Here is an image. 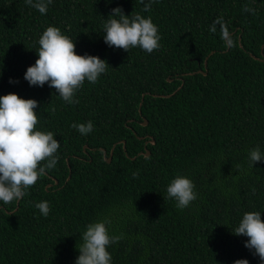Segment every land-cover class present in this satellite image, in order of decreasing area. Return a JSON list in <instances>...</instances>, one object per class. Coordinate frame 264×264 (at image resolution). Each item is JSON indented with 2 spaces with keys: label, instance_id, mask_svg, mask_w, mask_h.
I'll return each mask as SVG.
<instances>
[{
  "label": "trees",
  "instance_id": "16d2710c",
  "mask_svg": "<svg viewBox=\"0 0 264 264\" xmlns=\"http://www.w3.org/2000/svg\"><path fill=\"white\" fill-rule=\"evenodd\" d=\"M117 7L151 17L160 47L108 46L103 24ZM49 25L109 64L71 104L24 79ZM9 92L38 101L36 128L60 147L19 201L0 204V264H74L86 225L105 216L120 237L112 264H260L231 229L246 211L264 219V162H248L251 148L264 151V0H52L45 14L0 0V95ZM89 120L86 135L72 127ZM177 174L197 192L184 209L166 194Z\"/></svg>",
  "mask_w": 264,
  "mask_h": 264
},
{
  "label": "clouds",
  "instance_id": "9594fccd",
  "mask_svg": "<svg viewBox=\"0 0 264 264\" xmlns=\"http://www.w3.org/2000/svg\"><path fill=\"white\" fill-rule=\"evenodd\" d=\"M25 3L45 14L52 0H25ZM108 17L103 24L102 34L108 46L125 51L138 46L148 53L160 47L158 26L151 17L126 15L119 7L114 8ZM226 36L228 38V34ZM38 45V50H35L38 58L27 67L24 79L30 86H44L47 83L69 104L75 102V93L85 80L95 83L109 65L97 55L78 54L75 51V40L54 25L42 31ZM37 106L36 99L24 98L15 92L0 95V204L19 201L24 191L38 177H42L46 169H52L57 163L60 142L52 131L36 128ZM72 127L86 135L92 131L93 123L89 120L73 124ZM101 149L106 152L105 148ZM113 150L108 158H112ZM258 161L264 162V151L259 145L248 151L249 165L253 167ZM166 194L174 200L178 209L188 207L197 198L193 180L183 174H177L171 179L166 186ZM36 208L44 216L49 213L47 201L38 202ZM110 223V219L105 216L86 225L74 264H112L108 247L120 237L110 233ZM231 230L235 235L248 238L244 242L245 247L259 257L260 264H264L262 212H244L237 226ZM233 264H249V260L240 258Z\"/></svg>",
  "mask_w": 264,
  "mask_h": 264
},
{
  "label": "water",
  "instance_id": "95a60500",
  "mask_svg": "<svg viewBox=\"0 0 264 264\" xmlns=\"http://www.w3.org/2000/svg\"><path fill=\"white\" fill-rule=\"evenodd\" d=\"M226 38H227V36H226ZM239 38H241V37H239ZM140 113H141V110H140ZM147 123H148L147 118H144V121L142 122V124H143V125H146ZM140 138H143V136H140ZM123 142L125 143V141H123ZM147 142H152V143H154L155 140H154V138L152 137V138H150L149 141H147ZM111 154H112V151H111ZM140 154L149 155V154H150V150L147 149L146 151H141ZM133 158H136V157H133ZM108 161H111V157L108 159ZM57 181H58V180H56V182H57Z\"/></svg>",
  "mask_w": 264,
  "mask_h": 264
}]
</instances>
